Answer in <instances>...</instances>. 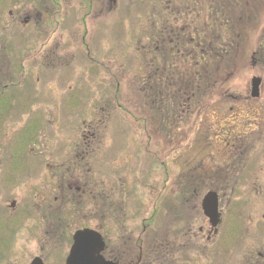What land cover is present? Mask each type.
Masks as SVG:
<instances>
[{
  "label": "flooded vegetation",
  "instance_id": "flooded-vegetation-1",
  "mask_svg": "<svg viewBox=\"0 0 264 264\" xmlns=\"http://www.w3.org/2000/svg\"><path fill=\"white\" fill-rule=\"evenodd\" d=\"M190 1L163 0L159 7L162 9L156 5L152 8L153 16L148 19L151 31L146 40L141 39L140 48L147 81L144 89L150 90L156 79L158 87H166V76L175 70L168 64L169 56L178 61L192 54L191 61L199 56L198 45L194 46L197 38L189 33L184 19L198 16L196 3ZM243 1L235 59L237 55L245 58L246 68L240 72L245 70L246 81L231 83L233 67L223 84L207 85L206 102L183 101L181 97L170 116L165 104L161 106L160 123L165 130L159 135L158 157H153L159 162V171L153 175L152 161L145 179L149 187L158 182L159 195L153 200L159 201L160 211L137 218L140 221L136 226L113 229L110 240L103 235L101 225L91 228L99 230L104 239L101 256L105 261L184 264L183 257H196L199 249L214 246L219 235L227 231L224 220L229 204L238 203L241 207L236 216L245 218L251 195L258 211L255 234L259 250L255 259L246 262L264 263V0ZM116 9L117 0H0V245L5 234L15 240L24 235L33 241L46 240L51 251L52 235L60 225L65 228L71 211L77 218L88 214L102 220L108 215L114 226L116 213L107 210L115 203L114 189L105 187L100 174L91 173L90 165L91 155L96 157L99 150L102 135L97 128L104 118L94 117L91 130L80 132V142L62 140L56 144L55 138L61 134L51 130L53 120L48 115L46 124L40 123L37 108L39 104L53 105L52 99H39L43 94L39 90V60L77 52L79 58L95 61L106 23L103 19ZM253 80H258L256 91ZM114 86L110 98L102 101L98 110L111 106L112 114L116 112L119 85ZM188 101L191 110L185 111L182 105ZM200 103L205 106L201 114ZM131 109L133 113L134 106ZM172 124L178 128L175 135L170 129ZM67 133L62 136L69 137ZM98 159L94 162L96 168ZM24 186L28 201L22 206ZM209 192L217 200V226H212L201 209ZM168 217L171 222L175 219L173 228L167 227ZM22 220L24 224L20 226ZM246 233L244 226L243 236ZM37 256L40 257H34ZM204 260L205 257L201 261Z\"/></svg>",
  "mask_w": 264,
  "mask_h": 264
},
{
  "label": "rangeland",
  "instance_id": "rangeland-1",
  "mask_svg": "<svg viewBox=\"0 0 264 264\" xmlns=\"http://www.w3.org/2000/svg\"><path fill=\"white\" fill-rule=\"evenodd\" d=\"M155 5L159 8L160 5H163V0H117V11L103 19L106 23L101 29V37L99 35L101 49L94 54L99 63L97 65L87 60L84 62L82 58H79L77 52L75 54L60 53L59 58L39 60V90L40 93L43 92V94H39V99H52L53 103L48 107L38 105L39 120H41L40 123L46 124L47 115L48 119L53 120L51 130L54 129L55 132L61 134L60 136L57 134L56 144L62 140L63 142L69 140L71 144L80 142V132L91 130L94 117L98 115V118H104L102 124L97 128L102 135L96 156L99 158V164L96 168L94 163L96 157L91 155L90 165L91 173L100 174L103 185L114 189L113 201L115 203L111 207V210L117 215L113 220L114 226L111 225L108 215L103 216L102 220L95 219L94 216L88 214H82L78 218L72 216L64 229L60 225V220L58 221V226L60 225L58 230H55L52 235L54 248L51 251H48L49 246L46 240L33 241L30 236L24 235L16 237L15 240L12 235L5 234L0 245V264H29L37 254L45 264H64L70 246L68 240L70 241L75 228H79L81 225L89 228L101 225L103 235L110 240L115 232L113 229L134 226V224L136 226L140 221L137 218L160 211L159 201L153 200L159 195L158 182L149 187L146 185L145 179L147 166L152 161L155 164L153 157H158V155L156 157V153L159 154L160 150L158 141H160L161 132L152 130L149 126H146L143 131L140 125L134 121V118L138 117L136 113L138 103L136 100H132L130 103V98L135 99V97L137 101L143 102V95L136 88L140 81L145 79L143 58L135 51L143 46L141 39L146 40L151 31L148 19L150 15L153 16L152 8ZM116 18L119 24L115 27L116 23L111 21ZM114 30L115 34L112 33ZM132 36L135 38L133 45L129 43ZM76 46L75 44L74 47ZM244 63L245 58L237 55L232 71V84L238 85L246 81L245 70L240 72L242 68H246ZM86 65L96 72V76H87L84 73ZM112 77L114 79H111ZM76 81L80 84L77 85ZM115 81L119 84L117 98L120 100V104L127 108L130 115L132 114L128 119H124L117 110L112 114L111 106L102 111L97 108L103 100L110 98L111 88L114 87ZM72 84H74L73 92L68 93L67 89ZM131 85L133 86L131 88L135 89V96L132 90L130 91ZM128 95H130L129 98ZM131 106H134L133 113H130V110L132 112ZM35 109H31V112L33 113ZM15 117L20 118L19 114H16ZM21 119L23 120L24 116ZM41 128L40 124L39 129ZM3 130L7 133L6 128ZM67 132H70V136L64 138L62 135L65 133L68 135ZM153 151L155 155L151 153ZM154 173L157 175L158 171L154 170L153 175ZM153 175L151 179H153ZM173 176L171 175V179H174ZM117 185L118 188L115 190ZM21 191L22 206H25L28 201L27 188L24 186ZM13 193H17V191ZM249 200L252 201L249 202ZM246 205L245 218L242 220L240 215L236 216L241 206L238 203L229 204L224 220L227 231L225 230L222 235H219L214 246L199 249L196 257H183L184 264L192 263L190 259L194 261V264H248L247 259H255L256 250H259L255 234L258 211L254 209L255 204L251 195H249ZM233 212L236 213L232 214ZM117 222L119 224H116ZM23 224L24 220L19 225ZM175 224V219L171 222L169 217L167 218L168 228H173ZM244 226L247 229L245 236L242 234ZM11 247L12 250L9 251ZM203 257L206 261H201ZM208 260L209 262H207Z\"/></svg>",
  "mask_w": 264,
  "mask_h": 264
},
{
  "label": "trees",
  "instance_id": "trees-1",
  "mask_svg": "<svg viewBox=\"0 0 264 264\" xmlns=\"http://www.w3.org/2000/svg\"><path fill=\"white\" fill-rule=\"evenodd\" d=\"M190 3H196L198 16L195 18L188 16L184 17V19L187 21L189 33H192L191 35L197 38L194 46L198 45L199 56L193 58V61H191L193 54L189 55L188 58L183 57L179 61L175 57L169 56L168 64H171L175 70L166 76V87L164 89L158 87L159 80L156 79L152 81L154 86L150 90L143 88L139 90L143 95L145 107L138 105V117H135L134 121L140 125L143 131L146 126L160 132L165 130V127H161L160 123L161 106L164 104L167 109V116H170L173 105L176 103L180 104L179 99L181 97L183 101L199 99L206 102L208 98L207 85L214 84L217 86L223 84L228 71H231L234 67L235 56L239 49V43L236 42L235 38L239 35V29L241 28L240 18L244 1L191 0ZM196 50L194 47V52ZM188 52H190V49H188ZM156 56L157 62H160V57ZM194 62H197L198 65H195ZM143 82L146 83L147 81L143 80L141 84ZM196 85L199 87L198 89H196ZM192 87L193 90H191ZM196 92L198 96L195 95ZM148 93H150L151 97L148 96ZM118 101L120 100L118 99ZM190 101L182 105L183 110H191ZM118 105V112L124 119L131 117L124 105L120 103ZM204 108L205 106H201V103L198 105L199 114ZM167 120H169V117ZM170 129L173 135L178 131L174 124L170 125ZM166 131H169L167 125ZM151 170H153L151 171L152 173L154 170L159 171V162L157 160L155 164L153 163ZM107 210L111 211V207H108ZM82 212L86 213L85 209ZM72 216L74 217V211H71L70 218ZM83 227L85 226L81 225L75 230ZM259 264L264 263L260 262Z\"/></svg>",
  "mask_w": 264,
  "mask_h": 264
},
{
  "label": "water",
  "instance_id": "water-1",
  "mask_svg": "<svg viewBox=\"0 0 264 264\" xmlns=\"http://www.w3.org/2000/svg\"><path fill=\"white\" fill-rule=\"evenodd\" d=\"M258 80L252 81L253 91L257 90ZM205 216L212 226L219 223L217 200L214 193H207L201 203ZM104 249V242L99 233L89 229L76 231L72 236V244L68 251L65 264H113L106 262L100 255ZM30 264H43L40 258H34Z\"/></svg>",
  "mask_w": 264,
  "mask_h": 264
}]
</instances>
